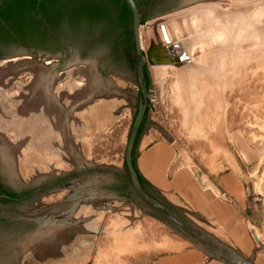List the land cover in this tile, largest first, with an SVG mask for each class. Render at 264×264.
<instances>
[{
  "label": "flooded vegetation",
  "instance_id": "af4514ba",
  "mask_svg": "<svg viewBox=\"0 0 264 264\" xmlns=\"http://www.w3.org/2000/svg\"><path fill=\"white\" fill-rule=\"evenodd\" d=\"M134 1L142 19L144 16L147 18L180 9L184 0ZM124 5L126 6L123 0H0V264L24 263L21 253L29 247L17 241L21 237L34 238L37 233L42 235L46 232L38 241L40 244L55 239V236L49 235L51 228L55 230L62 224L59 218L77 210L73 206L76 197H90L89 193L87 196V192H91L90 187L85 181L92 176L105 178L106 181L100 186L102 192L126 198L130 205L138 208L139 200L129 178L127 185L123 186L117 170L89 165L84 161L78 167L66 171L47 172L23 178L16 166V159H19L20 155H29L31 141L42 144V121L39 122L38 118L35 132L29 127L31 131L26 129V133L20 137L19 129L16 131L14 128L16 122L17 125L27 122L34 124L32 115L22 116L23 106L28 107L30 104V109L42 112L41 95L32 94L30 90L36 81L34 74L39 70H44L52 76L51 81H48L47 96L59 108L64 104L66 96L64 91L61 92L65 88L58 86L62 71L74 64L79 65V70L63 72L64 76L73 78L68 81L70 86L73 85V91L66 102L68 117L76 107L90 106L91 100L95 102L100 98L107 108H110L111 116L118 115L116 118H120L119 120L123 118V111L130 110L132 122L139 104L140 88L132 30L131 25L124 19ZM82 8H87V13L82 11ZM126 8L129 11L127 6ZM79 10L81 12L77 16L76 12ZM15 66L19 67L15 70ZM91 74L99 86L88 95L85 88L86 84H89ZM76 79L80 82L77 83ZM144 82L148 91L147 66L144 67ZM147 107L133 149L145 133ZM33 133L37 137L36 140L32 137ZM26 142H30L29 147ZM19 144L24 145L20 151L19 147L17 148ZM22 147L27 151L24 154ZM2 151L14 154L15 161L7 162ZM21 162L25 174L28 163L27 160ZM109 171L112 172L108 177ZM73 184H79V189L74 188ZM143 189L145 190L144 187ZM132 195L136 199H133ZM150 196L175 213L174 209L164 204L158 196ZM94 201L103 202L98 197H95ZM84 208L85 206L80 207L79 210ZM70 230L72 229L65 230L62 237L71 236ZM13 239L15 242L11 243Z\"/></svg>",
  "mask_w": 264,
  "mask_h": 264
},
{
  "label": "rangeland",
  "instance_id": "374dc122",
  "mask_svg": "<svg viewBox=\"0 0 264 264\" xmlns=\"http://www.w3.org/2000/svg\"><path fill=\"white\" fill-rule=\"evenodd\" d=\"M263 5L264 0H219L200 6L202 8L199 9L210 7L211 9L215 7L253 9ZM189 11L192 10L177 9L166 14L147 17L139 30L143 51L147 48L145 24ZM258 24H264V9L260 11ZM147 67L148 92L151 95L148 121L152 125L146 126L145 129L149 139L147 144L157 139L172 143L176 151L201 170L193 158L196 155L195 151L206 148L204 145L206 141L222 137L225 149L234 156L237 164L246 173L245 192L254 183L255 186L260 185L264 188V53H249L247 63L234 62L226 67V75L222 83L224 122L220 120L218 100L214 97L212 89H205L195 114L193 134H185L184 110L179 105L180 99L177 95L179 93H177L178 89H175L177 86H174L176 69L167 67L163 71L165 73H161V92H159L155 84V74L150 66ZM72 70H79V65L74 64L63 70L58 82L59 87L66 86L65 91L63 90L66 94L65 101L61 105L63 110L67 109L66 102L73 91L68 82L73 78L64 76L63 72ZM76 82L79 83L80 80L76 79ZM91 101L93 104L90 106L76 107L72 110L70 118L68 117L69 121L65 120V123L61 124L62 127L57 125L59 128H55L50 121L44 123L46 129H41L44 133L41 138L44 139L41 140L42 144L38 145L31 141V151L26 155L27 173H23L24 165L21 160L16 159L20 176L28 178L41 173L66 171L78 167L84 161L98 166L103 165L109 170L125 172L124 149L131 123V111L128 109L123 111V118L119 120L120 118H116L118 115L111 116L110 108H107L103 100L99 98L95 102ZM200 109L203 111L201 112ZM14 128L18 131L17 126ZM31 129L35 132L33 125ZM32 137L35 140L37 138L34 133ZM237 141L244 142L246 150L240 149ZM27 145L29 146L28 143ZM66 146L71 150L74 149L71 152ZM245 151L246 154L243 155ZM256 198L254 199L256 203L253 205L258 214L257 212L255 214L261 216L264 214V206L259 197ZM178 215L185 221L190 218L180 210ZM191 219L200 230L211 236L221 234L219 228L212 223L195 217ZM97 227L100 232H96L93 236L87 232H79L69 237H60L59 239H62L60 241L55 238L50 241L51 243L40 244L29 236L21 237L17 241L29 247L21 253L23 264H152L159 255L171 250V243L194 246L188 243L180 232L161 219L153 218L147 209L139 205L135 208L130 204H123L115 207L113 211L102 212L97 219ZM218 239L224 243L228 241L224 238ZM13 241L15 242V239L11 243Z\"/></svg>",
  "mask_w": 264,
  "mask_h": 264
},
{
  "label": "water",
  "instance_id": "95a60500",
  "mask_svg": "<svg viewBox=\"0 0 264 264\" xmlns=\"http://www.w3.org/2000/svg\"><path fill=\"white\" fill-rule=\"evenodd\" d=\"M123 1L131 13V30L140 97L137 112L130 123L124 149L126 171L117 173L121 184L127 185V172L130 185L133 187L137 199L141 201H138V205L147 209L153 218L161 219L180 232L186 237L188 243L200 247L208 256L218 259L224 264H250L249 260L232 254L223 244L211 239L193 223H187L179 217L178 209L173 208L176 215L152 198L150 195H154V192L149 186L144 187L146 191L143 189L136 174L138 144L134 147V152L133 146L147 104L146 126H152L148 121L151 95L144 82L145 66L152 68L159 92H161L160 74L167 67L176 69L175 84L178 88L180 105L184 110L185 134H193L194 118L199 100L204 90L209 86H211L214 97L218 100V114L220 120L224 122L222 83L225 79L226 67L234 62L247 63L249 53H264V24H258L260 11L264 9V5L253 9H199L202 8L200 6L209 5L219 0H184L180 9L189 8L192 11L145 24L147 48L143 51L139 31L141 26L140 10L134 0ZM37 73L41 77L42 129H46L44 123L52 121L55 112L61 111L47 96L48 81H51L52 76L44 70H39ZM93 84H98L94 77H92L91 85ZM173 148L176 157L170 167V172L186 166L193 176L201 179L204 175L203 172L193 163L188 162L183 154L176 151L174 146ZM2 152L6 161L9 162L6 152ZM87 163L95 165L91 162ZM102 167L106 168L103 165ZM111 172L107 173L108 177ZM105 181L102 176H92L86 180L85 184L89 185L91 191L87 192V196L90 195V197H76L73 206L77 210L74 212L72 210L70 214L59 218L62 220V224L58 225L55 230L51 228V233L56 236V231L64 232L70 228L87 232L91 236L100 232L97 227V219L102 212L113 211L117 206L129 204L126 198L102 192L100 186ZM73 185L76 189L80 187L79 184ZM217 194L221 196L219 192ZM52 197L55 200V197ZM95 197L101 198L103 202L94 201ZM131 197L136 199L133 195ZM86 199L87 201H84ZM161 201L167 205V201ZM84 206L83 210H79ZM65 224L66 226H64Z\"/></svg>",
  "mask_w": 264,
  "mask_h": 264
},
{
  "label": "crops",
  "instance_id": "0c3cea01",
  "mask_svg": "<svg viewBox=\"0 0 264 264\" xmlns=\"http://www.w3.org/2000/svg\"><path fill=\"white\" fill-rule=\"evenodd\" d=\"M148 140L145 133L138 142L137 172L155 195L167 201V206L187 214L190 217L187 223H193L191 217H195L218 227L219 236L201 231L232 254L249 260L250 264H264V214L256 216L254 206L256 197L264 206V188L254 183L245 192L246 173L225 149L224 139L206 141V148L195 151L193 158L204 174L201 179L193 176L186 166L170 172L176 157L172 144L160 139L147 144ZM236 143L246 150L244 142ZM218 238L228 241L224 243ZM170 247L152 264H224L195 245L171 243Z\"/></svg>",
  "mask_w": 264,
  "mask_h": 264
},
{
  "label": "bare ground",
  "instance_id": "6f19581e",
  "mask_svg": "<svg viewBox=\"0 0 264 264\" xmlns=\"http://www.w3.org/2000/svg\"><path fill=\"white\" fill-rule=\"evenodd\" d=\"M212 7H210V8H208V9H211ZM214 9H218V7H215ZM242 63H244V62H242ZM24 65V64H23ZM244 65V64H243ZM21 66V65H20ZM25 66V65H24ZM19 67V66H18ZM17 67V68H18ZM11 68H13V67H11ZM16 68V66H15V70L17 69ZM14 69V68H13ZM5 71V70H4ZM83 72V71H82ZM163 73H165V72H163ZM2 74V73H1ZM35 75V77H36V81H35V83L33 84V86L30 88V90H31V93L33 94V93H37V94H39V95H41V77H40V75L38 74V73H36V74H34ZM71 75V74H70ZM161 75V74H160ZM164 75V74H163ZM90 76H92V74L90 75ZM90 76H89V78H90ZM93 77V76H92ZM92 77L89 79V84H86L87 85V87L85 88V93H87L88 95L91 93H93L97 88H98V86H99V84H93V85H91V83H92ZM176 77V76H175ZM87 79V78H86ZM34 81V80H33ZM87 81H88V79H87ZM10 82V81H9ZM53 84V83H52ZM70 85V84H69ZM85 85V86H86ZM73 86V85H72ZM75 86V85H74ZM175 87H176V85H174ZM173 86V91H174V87ZM4 87V86H3ZM22 87V86H21ZM53 87V86H52ZM70 87V86H69ZM68 87V88H69ZM76 87V86H75ZM74 87V88H75ZM23 88V87H22ZM71 89H72V87H70ZM24 89V88H23ZM61 89V88H60ZM60 89H57V91H60ZM65 89H66V86H65ZM76 89V88H75ZM78 89V88H77ZM175 89H178V88H175ZM206 89H211V86H209V88H206ZM56 90V89H55ZM80 90V89H79ZM65 91V90H64ZM84 91V90H83ZM178 91V90H177ZM205 91V90H204ZM62 93H63V90L61 91ZM60 92V93H61ZM176 92V91H175ZM207 92H208V90H207ZM210 92H212V91H210ZM59 93V92H58ZM59 93V94H60ZM84 93V94H85ZM178 93V92H177ZM65 94V93H64ZM63 94V95H64ZM80 94V93H79ZM53 95V94H52ZM57 95V94H56ZM177 95H179V94H177ZM76 96H78V95H76ZM75 97V96H74ZM203 97V96H202ZM201 97V98H202ZM30 98V97H29ZM32 98V97H31ZM56 98V97H55ZM21 99V98H20ZM34 100V99H33ZM69 100V99H68ZM40 101H41V97H40ZM78 101V100H77ZM77 101H74V103L75 102H77ZM32 102V101H31ZM69 102V101H68ZM13 103V102H12ZM25 103H27V101H25ZM29 103V102H28ZM33 103H35V101L33 102ZM41 103V102H40ZM179 103V102H178ZM200 103V102H199ZM61 104V103H60ZM67 104V103H66ZM29 106H30V104H28ZM28 105H25V106H28ZM75 105V104H74ZM74 105H73V107H74ZM180 105V104H179ZM22 107L23 109L21 110V112L23 113L22 114V116L23 115H28V116H33L34 117V124L36 123V121H37V118H38V121L39 122H41L42 121V112L40 113V111H37L36 109H30V107ZM11 107V106H10ZM31 107H32V103H31ZM21 108V107H20ZM33 108H35V107H33ZM69 108V107H68ZM59 109H60V111L61 112H55V115H54V118H53V120L52 121H50L51 123H52V126L54 125L55 126V128L56 127H58L59 128V126H61V124H64L65 123V120H68L67 119V117H68V109H66V110H63L60 106H59ZM74 109V108H73ZM201 109H202V106H201ZM200 109V111L202 112L203 110H201ZM19 110V109H18ZM38 110H39V107H38ZM71 110V109H70ZM77 110H78V108H77ZM76 111V110H75ZM79 111V110H78ZM89 111V110H88ZM96 111V110H95ZM197 111H198V109H197ZM20 112V113H21ZM83 114V113H82ZM12 115V114H11ZM71 115V113L69 114V116ZM202 115V114H201ZM15 116H18V115H15ZM11 117V116H10ZM25 117V116H24ZM73 117V116H72ZM201 117H203V116H201ZM18 118V117H17ZM70 118V117H69ZM4 119V118H3ZM3 119H1V120H3ZM12 119V118H11ZM17 120V119H16ZM28 120V119H27ZM26 120V121H27ZM72 120H73V118H72ZM20 121V120H19ZM18 121V122H19ZM22 122L24 121V120H21ZM69 121V120H68ZM77 121V120H76ZM12 122H14L13 120H12ZM49 122V123H50ZM21 123V122H20ZM79 123V122H78ZM15 124V123H14ZM32 124V123H30V122H27V123H24V124H22L21 123V125L19 124V125H17V122H16V124H15V126H17L18 127V129H19V127H20V129H21V131H20V129H19V136L21 137L22 135H23V133L26 131V129H28L29 127L31 128V125H33V127L34 128H36V126H37V124ZM80 124V123H79ZM7 125V124H6ZM40 125V124H39ZM57 125H59V126H57ZM68 125V124H67ZM14 126V125H13ZM72 126V125H71ZM78 126V125H77ZM80 126V125H79ZM82 126V125H81ZM62 127V126H61ZM29 128V129H30ZM65 128H66V125H65ZM83 128V127H82ZM42 129V128H41ZM33 130V129H32ZM35 130V129H34ZM50 131V130H49ZM57 131H58V129H57ZM68 131V130H67ZM83 131V130H82ZM41 132V131H40ZM73 132V131H72ZM26 133V132H25ZM24 133V134H25ZM42 134H44L43 132H41ZM59 133H61V132H59ZM69 133V132H68ZM72 134H74V133H72ZM29 135H31V134H29ZM37 135V134H36ZM65 135V134H64ZM25 136V135H24ZM32 136V135H31ZM63 136V135H62ZM61 137V136H60ZM65 137V136H64ZM48 138V137H47ZM69 138H70V136H69ZM17 139H20V138H17ZM25 139V137H23V140ZM31 139V138H30ZM46 139V138H45ZM42 140H44V139H42ZM69 140V139H68ZM22 141V140H21ZM30 141V140H29ZM25 142V141H24ZM28 142V141H27ZM65 142H67V139H66V141ZM68 142H70V141H68ZM72 142V141H71ZM55 143V142H54ZM17 144H18V142H17ZM23 144V143H22ZM18 145L17 146V148L19 147V151L21 150V146H24V145ZM28 144H30V142L28 143ZM65 144H70V143H65ZM51 146V145H50ZM10 147V146H9ZM29 147V146H28ZM66 147H69V146H66ZM11 148V147H10ZM16 148V149H17ZM23 148V147H22ZM25 148V147H24ZM24 148H23V154L25 153V152H27V151H24ZM29 149H31V148H29ZM64 149V148H63ZM68 149V148H67ZM69 149H70V147H69ZM74 149V148H73ZM72 149V150H73ZM71 150V149H70ZM69 150V151H70ZM72 150H71V152H72ZM8 151V150H7ZM18 151V150H17ZM65 152V151H64ZM67 152H68V150H67ZM71 152H70V154H71ZM11 152H9V154L8 153H6L7 154V156H8V158H9V162H13V161H15L14 159H13V156H14V154H10ZM15 154H17V152L15 153ZM37 154V153H36ZM69 154V153H68ZM69 154V155H70ZM74 154V153H73ZM25 155V154H24ZM24 155H20V157H19V159H21L23 162L24 161H26L27 160V158L24 156ZM33 155V154H32ZM74 157V156H73ZM72 157V158H73ZM40 158V157H39ZM77 158V157H76ZM18 159V158H17ZM35 159V158H34ZM73 159H75V158H73ZM80 160V159H79ZM28 161V160H27ZM75 161V160H74ZM77 161H78V159H77ZM20 166V165H19ZM30 169V168H29ZM29 171V170H28ZM27 172V171H26ZM45 231H47V230H45ZM70 231H72L71 233L72 234H74V233H79V232H83V231H79V230H75V229H72V230H70ZM46 233V232H45ZM44 232H43V234L42 235H44L45 234ZM86 233V232H85ZM62 234H63V232H58V231H56V236L54 235V234H49V235H53V236H55L56 238H58V240L60 241V240H62V239H59L60 237H62ZM36 235V234H35ZM42 235H41V233L40 234H38L37 233V236H35L34 237V235H33V237L34 238H31V239H34L36 242L37 241H39L40 239H41V237H42ZM47 235V234H46ZM30 239V240H31ZM58 240H57V242H58Z\"/></svg>",
  "mask_w": 264,
  "mask_h": 264
},
{
  "label": "trees",
  "instance_id": "16d2710c",
  "mask_svg": "<svg viewBox=\"0 0 264 264\" xmlns=\"http://www.w3.org/2000/svg\"><path fill=\"white\" fill-rule=\"evenodd\" d=\"M139 6H141L139 4ZM82 11H84L85 13H87V8H82L81 9ZM80 10L78 12H76L77 16L80 14ZM123 15H124V19H125V22L128 23L129 25H131V15H130V12L127 10L126 6L124 5V8H123ZM146 20V17L144 16L142 19H141V24ZM133 152H134V149H133ZM133 152H132V156H133ZM133 164H134V161H133ZM136 170V168H135ZM126 171V170H125ZM136 174H137V177H138V180L139 182L141 183V185H143V187H145L147 185V183L143 180V178L138 174L137 170H136ZM126 176H127V179H128V175H127V172H126Z\"/></svg>",
  "mask_w": 264,
  "mask_h": 264
},
{
  "label": "built area",
  "instance_id": "2783aa9c",
  "mask_svg": "<svg viewBox=\"0 0 264 264\" xmlns=\"http://www.w3.org/2000/svg\"><path fill=\"white\" fill-rule=\"evenodd\" d=\"M221 197L223 200H227V197L225 195L221 194Z\"/></svg>",
  "mask_w": 264,
  "mask_h": 264
}]
</instances>
